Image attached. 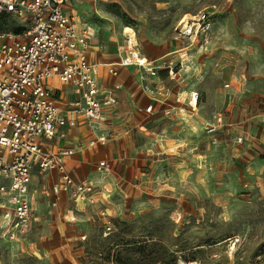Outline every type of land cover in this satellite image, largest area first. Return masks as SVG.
Instances as JSON below:
<instances>
[{
	"label": "rangeland",
	"instance_id": "1",
	"mask_svg": "<svg viewBox=\"0 0 264 264\" xmlns=\"http://www.w3.org/2000/svg\"><path fill=\"white\" fill-rule=\"evenodd\" d=\"M68 7L92 27L98 59L117 57L127 27L144 48L189 50L177 81L200 90L204 115H236L250 100L264 105V0H68ZM202 10L214 12L210 39L201 45L178 37L181 18ZM15 23L0 13V30ZM168 119L151 120L158 147ZM215 142L203 135L189 143L165 175L163 164L147 166L148 189L105 199L115 213L98 198L67 204L50 197L45 172L30 193L42 221L28 234L0 238V264H264L263 143Z\"/></svg>",
	"mask_w": 264,
	"mask_h": 264
},
{
	"label": "built area",
	"instance_id": "2",
	"mask_svg": "<svg viewBox=\"0 0 264 264\" xmlns=\"http://www.w3.org/2000/svg\"><path fill=\"white\" fill-rule=\"evenodd\" d=\"M0 13L25 27L21 32L0 30V238L15 239L28 233L36 220L28 199L36 169L58 173L59 181L52 186L57 196L65 193L76 202L94 200L95 186L75 180L67 168L68 158L77 149H53L48 141L57 134L64 135L63 129L77 125L81 117L102 120L104 108L119 102L121 84L105 87L100 83V63L88 56L93 29L69 10L68 0H0ZM213 20L214 12L209 10L185 16L177 26V36L203 45L210 39ZM183 51L172 58L151 59L141 51L136 32L133 37L126 35L118 61L107 65L115 75L118 65L141 68V87L153 94L149 77L157 76L161 69L170 77L177 76L188 61ZM53 78L72 84L77 97L59 104L50 86ZM199 96L197 90L192 91L189 103L197 105ZM153 107L150 103L137 106V110L149 113ZM223 125L224 115L217 114L205 125V131L215 134ZM107 139L102 135L89 144ZM242 139V134L237 136L238 141ZM78 147L82 148L83 142ZM98 169L109 170L110 164L102 159Z\"/></svg>",
	"mask_w": 264,
	"mask_h": 264
},
{
	"label": "crops",
	"instance_id": "3",
	"mask_svg": "<svg viewBox=\"0 0 264 264\" xmlns=\"http://www.w3.org/2000/svg\"><path fill=\"white\" fill-rule=\"evenodd\" d=\"M195 43L198 44V42ZM125 46L126 44L119 47L117 57L112 60H101L93 54L94 40L88 48L89 59L100 63V83L105 87H112L117 82L121 84L117 90L119 102L114 106L104 108L102 120L90 121L81 117L77 125L63 129L64 135L57 134L52 141L50 140V143L48 141L49 146L53 149L61 147L77 149L76 153L67 160L69 172L75 180L94 185L93 198L102 199L110 211L116 212V206H109L106 202V198L110 194H112L111 198L123 199L134 195V186L142 187L144 190L148 189L150 175L145 172V169H148L147 166L163 164L162 172L165 175L167 163L170 165L179 160L171 159L173 155L187 149L188 144H193L200 136L206 135L215 140V143H224L228 146L244 143L249 146L255 143L264 144V121H262L264 119V105H260L259 101H247V110L236 115H233L228 109L216 111L212 116H206L201 112V93L196 85L183 88L181 82L177 81L178 75L183 70L175 77H170L167 70H159L157 76L149 77L154 88V94L148 93L140 84V75L143 72L141 68L118 65L117 75L109 71L107 64L117 62L119 53ZM188 47L190 49L194 46L192 44ZM183 49L185 48L163 53L162 47L155 43L145 48L141 46V51L151 59H160L165 56L172 58ZM186 51L189 60V50ZM134 73L138 75V79L133 76ZM228 85L230 84L228 83ZM50 86L58 94L57 101L61 105L67 100L70 101L77 97L72 84L53 78ZM194 90H197L200 96L197 105L193 106L189 103V99ZM150 103L154 105L151 112L137 110V106L145 107ZM163 113L169 118V126L163 130V132L166 131L165 137L156 138V141L157 139L160 140V147H158V144L152 141L153 136L151 134H156V127L151 120ZM217 114L224 115L225 125L220 127L217 133L210 135L205 131V125L214 121ZM169 133L170 136H168ZM138 134L143 135L145 140L139 138L138 140L141 141L136 142V135ZM240 134L243 135L242 141L237 140V136ZM102 135L108 136L105 143L97 141L95 145L89 144L90 140L97 139ZM80 142H83L82 148L78 147ZM263 144L261 146L264 148ZM172 147L175 148L173 151H171ZM155 152H158L157 155L165 153L166 156L158 157ZM102 159L110 164L109 170L98 169V162ZM44 173L36 169L32 174L28 199L35 209L36 220L33 222L30 231H33L42 221L40 210L30 199L31 187L35 180H40L44 176ZM46 176L51 181L46 190L50 197L63 198L62 201L67 204L75 202L65 193L59 196L53 193L52 186L59 181L57 172L48 171ZM87 202L90 204V201ZM114 205H117V201H114Z\"/></svg>",
	"mask_w": 264,
	"mask_h": 264
},
{
	"label": "trees",
	"instance_id": "4",
	"mask_svg": "<svg viewBox=\"0 0 264 264\" xmlns=\"http://www.w3.org/2000/svg\"><path fill=\"white\" fill-rule=\"evenodd\" d=\"M5 14H6V13H5ZM24 28H25V27L20 26V25H17V24L15 23V27H14V28H11V29L14 30V31H16V32H21ZM8 30H10V29H8Z\"/></svg>",
	"mask_w": 264,
	"mask_h": 264
},
{
	"label": "bare ground",
	"instance_id": "5",
	"mask_svg": "<svg viewBox=\"0 0 264 264\" xmlns=\"http://www.w3.org/2000/svg\"><path fill=\"white\" fill-rule=\"evenodd\" d=\"M126 30H128V32H127V34H126V35H129V36H131V37H133V36H135V35H136V34H135V32H133L131 28L127 27V29H126ZM191 45H192V44H191ZM183 56H184V57H187V55H186V54H184Z\"/></svg>",
	"mask_w": 264,
	"mask_h": 264
}]
</instances>
